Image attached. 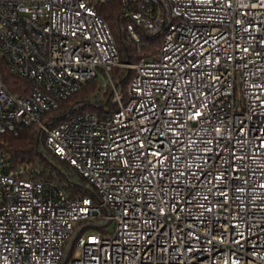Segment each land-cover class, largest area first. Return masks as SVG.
Listing matches in <instances>:
<instances>
[{
	"label": "built area",
	"instance_id": "obj_1",
	"mask_svg": "<svg viewBox=\"0 0 264 264\" xmlns=\"http://www.w3.org/2000/svg\"><path fill=\"white\" fill-rule=\"evenodd\" d=\"M107 1L0 0V133L33 126L59 164L0 154V264H264V0H120L138 51L161 38L137 62ZM94 80L118 108L60 118Z\"/></svg>",
	"mask_w": 264,
	"mask_h": 264
},
{
	"label": "trees",
	"instance_id": "obj_2",
	"mask_svg": "<svg viewBox=\"0 0 264 264\" xmlns=\"http://www.w3.org/2000/svg\"><path fill=\"white\" fill-rule=\"evenodd\" d=\"M98 11L110 24L120 51V59L122 61L129 60L137 62L143 50L145 53L148 49L156 47L161 42L160 37H150L141 33V38L145 46L138 51L137 46L132 41L128 40L123 31V24L125 19L121 16V2L120 0H108L107 2L98 5ZM4 80L11 91L26 93L30 87V81L12 73L6 64L2 65ZM115 78L118 79V85L127 95V85L130 78L134 75V69H124L116 66L113 68ZM100 84L98 80L84 83L80 90L68 99L63 100L60 108L57 110L59 117L65 116L67 111L75 110V106L80 102H85L77 110H87L92 112H113L118 108V105L112 102V94L110 88L106 91L104 96L98 100V90ZM108 106V108H106ZM75 110V111H77ZM0 154H6L9 157L11 168H16L22 164H30L35 167L41 165L44 173L52 172L58 169L59 164L55 160H51L49 153L45 152L39 139V133L33 126H28L19 129L17 132L0 133ZM67 165L66 163H62ZM84 193V192H83Z\"/></svg>",
	"mask_w": 264,
	"mask_h": 264
},
{
	"label": "rangeland",
	"instance_id": "obj_3",
	"mask_svg": "<svg viewBox=\"0 0 264 264\" xmlns=\"http://www.w3.org/2000/svg\"><path fill=\"white\" fill-rule=\"evenodd\" d=\"M106 108H108V106H107ZM110 227H112V226H110ZM110 227H109V228H110Z\"/></svg>",
	"mask_w": 264,
	"mask_h": 264
}]
</instances>
